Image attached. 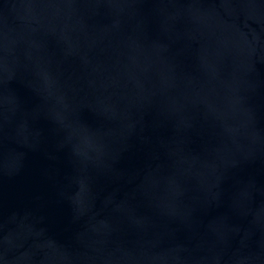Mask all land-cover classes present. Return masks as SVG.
<instances>
[{"label": "water", "instance_id": "1", "mask_svg": "<svg viewBox=\"0 0 264 264\" xmlns=\"http://www.w3.org/2000/svg\"><path fill=\"white\" fill-rule=\"evenodd\" d=\"M0 264H264V0H0Z\"/></svg>", "mask_w": 264, "mask_h": 264}]
</instances>
